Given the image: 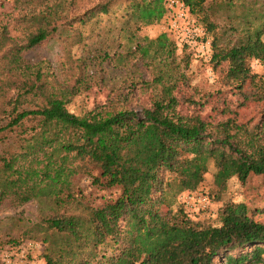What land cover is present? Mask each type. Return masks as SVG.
<instances>
[{
  "label": "trees",
  "instance_id": "1",
  "mask_svg": "<svg viewBox=\"0 0 264 264\" xmlns=\"http://www.w3.org/2000/svg\"><path fill=\"white\" fill-rule=\"evenodd\" d=\"M182 1L212 32L207 62L223 64V83L237 88L249 79L251 98L264 108V0ZM118 3L140 25L162 21L164 0H11L0 12V204L17 208L33 200L39 211L37 221L0 239V252L33 240L43 264L260 263L264 222L243 202H224L219 223L209 225L192 221L176 198L197 187L209 162L217 195L232 177L243 183L250 174L264 175V112L255 130L231 117L194 121L180 114L172 89L191 49L162 29L123 54L73 58L70 47L84 38L79 26ZM217 18L225 24L219 33ZM223 33L231 38L221 44ZM54 35L63 38L59 69L77 68L70 79L60 80L44 59L25 58ZM133 55L145 61L150 82L130 75L124 63ZM251 60L262 75L251 72ZM95 61L126 69L122 86L74 114L67 104L92 84L86 73ZM148 83L150 104L130 107L136 85ZM79 175L115 187L116 195L93 205L73 183Z\"/></svg>",
  "mask_w": 264,
  "mask_h": 264
},
{
  "label": "rangeland",
  "instance_id": "2",
  "mask_svg": "<svg viewBox=\"0 0 264 264\" xmlns=\"http://www.w3.org/2000/svg\"><path fill=\"white\" fill-rule=\"evenodd\" d=\"M11 0H0V12L10 9ZM194 16L205 29L206 24L202 19V14L193 9ZM215 32L219 33V18L215 19ZM227 22V21H224ZM232 25H236L232 24ZM161 23L150 25H140L131 17L121 4L114 5L112 13L109 15H99L93 22H89L79 29L83 35V40L70 47L73 58L78 56L87 59H96V55L105 51L112 55L113 52L123 54L126 50H131L136 44H142L145 38H152L161 32ZM222 27V26H221ZM206 39L209 42L213 37L212 32L206 31ZM71 34L68 32V35ZM231 36L224 33L219 42H228ZM264 42V34L262 35ZM63 39L58 35L49 37L43 44L36 46L25 52V58L29 62H36L41 59L47 61L51 69L60 79H70V75L77 73V68L72 66L67 71L59 69L58 63L61 61V47ZM210 48V47H209ZM179 55V54H178ZM124 63V60H121ZM145 61L137 59L136 55L130 56V60L125 62V66L133 76L134 81L143 84V81L150 82V69ZM120 65V64H118ZM112 65L111 62L101 61L89 64L87 75L94 79L89 88L74 95L67 109L80 114L83 110L103 102L108 93L118 92L122 86V78L125 70L120 66ZM252 73L262 75L261 66L254 60L249 61ZM223 64L213 68L209 62L194 56L193 51L188 53V62L184 66H178V73L181 74L172 89L175 97L177 111L190 120L218 121L227 117L233 118L236 122L246 125L249 129L255 130L261 114L264 112L260 101L251 98L253 90L251 81L245 80L236 88L234 85L223 83ZM264 78V75H262ZM101 77L102 83H95ZM140 82V83H139ZM142 82V83H141ZM136 85L134 99L130 102V107L139 109L148 106L152 100V87L147 85ZM4 145L0 144V150ZM93 173H96L94 169ZM213 167L208 163L207 172L204 173L202 181L194 190H184L177 195V201L183 208L187 216L194 222L200 224L217 225L218 209L226 201L243 202L251 212L256 221L264 222V212L258 211L264 207V175H248L243 183L236 178H230L226 187L219 195L214 193L212 184ZM75 187H78L84 198H87L93 205H99L107 198H113L117 189L115 187H99L89 183V177L79 175L73 177ZM187 196L185 197V195ZM205 198V207H200L199 197ZM201 202V201H200ZM39 216L38 205L30 200L17 208L11 207L6 201L0 204V239L9 235H17L20 225H29L30 222L37 221ZM9 217H12L9 219ZM16 219L19 220L16 221ZM36 261V260H35ZM218 264L221 260L217 261ZM256 264H264V254L262 261Z\"/></svg>",
  "mask_w": 264,
  "mask_h": 264
},
{
  "label": "built area",
  "instance_id": "3",
  "mask_svg": "<svg viewBox=\"0 0 264 264\" xmlns=\"http://www.w3.org/2000/svg\"><path fill=\"white\" fill-rule=\"evenodd\" d=\"M164 15L161 29L166 32L179 46H186L194 56L203 60L209 58V42L203 26L182 0H164ZM187 194L185 195V197ZM200 207H205V198L200 196ZM41 244L26 240L16 250L4 249L0 252V264H43L37 258ZM36 260V261H35Z\"/></svg>",
  "mask_w": 264,
  "mask_h": 264
}]
</instances>
